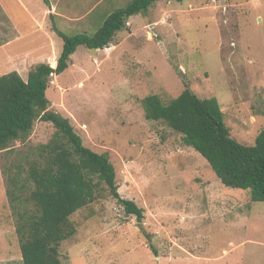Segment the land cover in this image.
Wrapping results in <instances>:
<instances>
[{
    "label": "rangeland",
    "instance_id": "374dc122",
    "mask_svg": "<svg viewBox=\"0 0 264 264\" xmlns=\"http://www.w3.org/2000/svg\"><path fill=\"white\" fill-rule=\"evenodd\" d=\"M130 1L106 0L86 26L60 29L92 35ZM114 38L102 49L79 45L69 67L50 76L46 94L49 109L69 118L87 147L108 153L121 197L144 217L128 213L103 185L70 217L76 233L59 247L62 263L264 264V201L225 186L142 104L151 94L168 103L187 85L201 98L216 97L231 136L254 144L264 127V0H158ZM57 42L60 53L62 37ZM55 131L37 119L14 150L45 144ZM18 157L0 152V264H24L3 171Z\"/></svg>",
    "mask_w": 264,
    "mask_h": 264
},
{
    "label": "trees",
    "instance_id": "16d2710c",
    "mask_svg": "<svg viewBox=\"0 0 264 264\" xmlns=\"http://www.w3.org/2000/svg\"><path fill=\"white\" fill-rule=\"evenodd\" d=\"M155 1L131 0L110 13L92 35H67L56 28L64 42L57 66L38 63L30 68L27 79L17 70L0 75V152L19 156L17 163L5 164L3 171L17 215L24 264H63L59 247L76 233L70 217L92 203L103 185L128 213L139 221L144 217L142 207L121 197L108 153L87 147L70 119L49 109L46 92L50 76L69 67L79 45L92 50L108 47L130 17L146 13ZM142 104L148 119L165 121L181 134L185 145L205 157L225 186L249 190L253 201H264V127L254 144L239 142L230 134L218 99L201 98L187 85L168 103L151 94ZM37 119L54 125L53 137L45 144L14 150V142L26 143Z\"/></svg>",
    "mask_w": 264,
    "mask_h": 264
},
{
    "label": "crops",
    "instance_id": "0c3cea01",
    "mask_svg": "<svg viewBox=\"0 0 264 264\" xmlns=\"http://www.w3.org/2000/svg\"><path fill=\"white\" fill-rule=\"evenodd\" d=\"M105 1L0 0V70H17L27 79L32 66L49 58L56 61V30L86 26V19Z\"/></svg>",
    "mask_w": 264,
    "mask_h": 264
},
{
    "label": "water",
    "instance_id": "95a60500",
    "mask_svg": "<svg viewBox=\"0 0 264 264\" xmlns=\"http://www.w3.org/2000/svg\"><path fill=\"white\" fill-rule=\"evenodd\" d=\"M53 64V63H52ZM52 67H54V66H52Z\"/></svg>",
    "mask_w": 264,
    "mask_h": 264
}]
</instances>
